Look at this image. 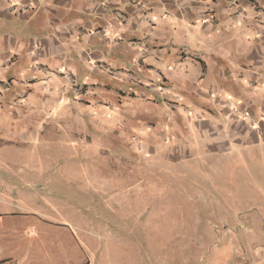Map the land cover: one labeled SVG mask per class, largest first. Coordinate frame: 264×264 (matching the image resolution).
<instances>
[{
	"label": "crops",
	"instance_id": "1",
	"mask_svg": "<svg viewBox=\"0 0 264 264\" xmlns=\"http://www.w3.org/2000/svg\"><path fill=\"white\" fill-rule=\"evenodd\" d=\"M127 117L152 124L156 166L180 169L190 193L152 211L202 219L208 264H264V0H0V263L92 264V226L58 209L27 214L24 202L58 200L42 177L70 164L45 163L38 148L72 134L62 122L100 123L106 136ZM32 218L63 239L24 242Z\"/></svg>",
	"mask_w": 264,
	"mask_h": 264
},
{
	"label": "rangeland",
	"instance_id": "2",
	"mask_svg": "<svg viewBox=\"0 0 264 264\" xmlns=\"http://www.w3.org/2000/svg\"><path fill=\"white\" fill-rule=\"evenodd\" d=\"M70 112L81 114L83 110L73 109ZM137 121L132 117L119 118L110 123L106 136L97 131L100 123H93L90 128H86L81 121L62 122V129H74L72 134L54 138L57 144H43L38 148L44 152L39 157H43L45 163H56L54 167L70 164L69 169L63 167L61 170L44 171V187L40 190H43L44 196L58 200L24 202L29 210L27 214L43 207L48 211L58 209L60 219L76 218L81 220L82 225L92 226L89 229L98 232L92 234L94 240L101 242L97 244L100 245L97 250L86 252V261L92 264H208L212 251L200 248L202 238L206 235L201 233L206 225L204 221L199 222L202 219L178 210L167 213L160 209L152 211L155 199L161 205L167 195L169 201L178 207L190 193L184 192L180 169L156 166V160L152 158V124L141 125ZM49 140L52 141L46 138V142ZM25 160L24 155L12 163L15 167L12 170L19 179L27 178L28 169L22 167L20 162ZM152 177L162 179V184L149 186ZM90 182L108 183L109 195L90 193ZM164 182L169 185H163ZM28 184H23L22 188L35 190L36 187ZM102 189H105V184ZM102 189L95 188L99 193ZM113 194H116L115 197L110 198ZM128 197L134 201L130 206ZM31 221L22 230L24 242L39 240L57 243L63 239L59 232L55 235L57 230L53 228L54 232L42 236V226L37 231L36 221L33 218ZM52 225L56 226V223ZM103 228L108 230L106 234H101ZM106 243L110 250H105ZM81 253L76 254V260L84 261L85 251L81 250ZM6 261L13 262L12 259Z\"/></svg>",
	"mask_w": 264,
	"mask_h": 264
},
{
	"label": "built area",
	"instance_id": "3",
	"mask_svg": "<svg viewBox=\"0 0 264 264\" xmlns=\"http://www.w3.org/2000/svg\"><path fill=\"white\" fill-rule=\"evenodd\" d=\"M2 264H15V263L12 262V261H6V262H4V263H2Z\"/></svg>",
	"mask_w": 264,
	"mask_h": 264
}]
</instances>
